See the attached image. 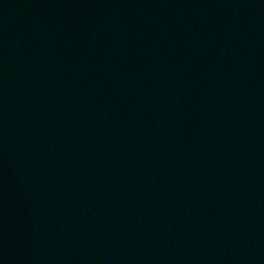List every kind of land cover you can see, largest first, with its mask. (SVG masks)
Here are the masks:
<instances>
[{"label":"water","instance_id":"obj_1","mask_svg":"<svg viewBox=\"0 0 264 264\" xmlns=\"http://www.w3.org/2000/svg\"><path fill=\"white\" fill-rule=\"evenodd\" d=\"M0 264H264V0H0Z\"/></svg>","mask_w":264,"mask_h":264}]
</instances>
